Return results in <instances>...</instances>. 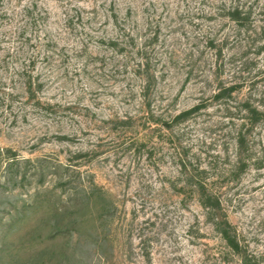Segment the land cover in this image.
Wrapping results in <instances>:
<instances>
[{"label":"rangeland","instance_id":"374dc122","mask_svg":"<svg viewBox=\"0 0 264 264\" xmlns=\"http://www.w3.org/2000/svg\"><path fill=\"white\" fill-rule=\"evenodd\" d=\"M248 105L264 0H0V264H242L190 172L264 264Z\"/></svg>","mask_w":264,"mask_h":264},{"label":"trees","instance_id":"16d2710c","mask_svg":"<svg viewBox=\"0 0 264 264\" xmlns=\"http://www.w3.org/2000/svg\"><path fill=\"white\" fill-rule=\"evenodd\" d=\"M242 12L239 9H235L232 11L231 16L234 20H240L242 18L241 16ZM148 71V69H147ZM227 91V93L230 94V89ZM226 91H223L225 93ZM222 93V91H221ZM220 93V94H221ZM248 112H250V117L252 116L255 120H258L260 117L264 115V112L259 110L256 107H252L248 105L246 107ZM192 112V110H188L184 112L182 115H185L187 113ZM180 115V116H182ZM238 144L239 146H243L244 144V136L243 134H240L238 138ZM187 183H189L192 187L195 188V190L199 193V198L204 206V208L207 210L208 215L210 216L212 222L215 224L216 229L220 232L222 237L225 239L227 244L239 254L241 263L242 264H261V261L259 260L258 256L256 254L249 253L245 246L243 245L236 229L233 227L232 223L227 219L220 216L218 213V210L220 208L219 200L218 198L209 190L207 183L203 181V177L197 172H190L188 173L187 177ZM36 236H33L30 241H36ZM45 252L44 250L41 252V255H43Z\"/></svg>","mask_w":264,"mask_h":264}]
</instances>
